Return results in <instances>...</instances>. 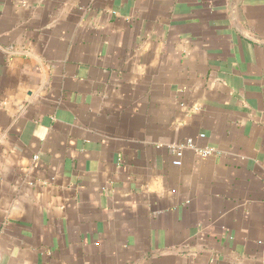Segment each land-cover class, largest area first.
I'll return each mask as SVG.
<instances>
[{"label":"crops","instance_id":"1","mask_svg":"<svg viewBox=\"0 0 264 264\" xmlns=\"http://www.w3.org/2000/svg\"><path fill=\"white\" fill-rule=\"evenodd\" d=\"M0 264H264V0H0Z\"/></svg>","mask_w":264,"mask_h":264},{"label":"built area","instance_id":"2","mask_svg":"<svg viewBox=\"0 0 264 264\" xmlns=\"http://www.w3.org/2000/svg\"><path fill=\"white\" fill-rule=\"evenodd\" d=\"M200 137H201V138H204L205 136L202 134ZM186 147H189V148H195V146L193 145V143H192L191 140L187 141L186 145H185L184 147H181V148L177 151V153H176V155H177V160L174 162V164H175L176 166H181V165H182V163H181V157H182V155H183V153H182V149H183V148H186ZM198 151H199L200 155H201L202 157H204V158H206V157H208V156L214 154L213 150H210V149H203V150H198Z\"/></svg>","mask_w":264,"mask_h":264},{"label":"water","instance_id":"3","mask_svg":"<svg viewBox=\"0 0 264 264\" xmlns=\"http://www.w3.org/2000/svg\"><path fill=\"white\" fill-rule=\"evenodd\" d=\"M241 2H242V0H234L235 5L241 4Z\"/></svg>","mask_w":264,"mask_h":264}]
</instances>
